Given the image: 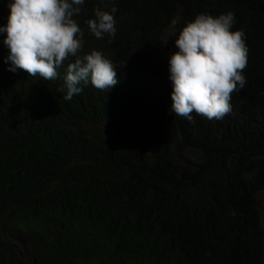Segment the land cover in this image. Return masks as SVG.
<instances>
[{
    "label": "trees",
    "instance_id": "obj_1",
    "mask_svg": "<svg viewBox=\"0 0 264 264\" xmlns=\"http://www.w3.org/2000/svg\"><path fill=\"white\" fill-rule=\"evenodd\" d=\"M10 0H0V26ZM116 34L74 16L118 83L71 100L13 73L0 35V264H264V0H115ZM232 12L247 84L222 119L175 115L168 59L199 13Z\"/></svg>",
    "mask_w": 264,
    "mask_h": 264
},
{
    "label": "clouds",
    "instance_id": "obj_2",
    "mask_svg": "<svg viewBox=\"0 0 264 264\" xmlns=\"http://www.w3.org/2000/svg\"><path fill=\"white\" fill-rule=\"evenodd\" d=\"M103 2V0H102ZM85 0H10L7 23L0 26L3 44L8 49L5 63L15 73L22 69L30 76L55 80L58 69L69 57L63 98L71 100L91 83L97 89H112L118 78L112 61L101 50L83 53L81 28L74 16L81 12ZM115 0L105 10L94 9V19L86 23L96 38L116 34ZM232 12L212 16L199 13L186 23L174 41L176 51L168 59L172 82L170 111L189 121L192 113L208 119H222L231 112V93L245 88L243 70L248 48L242 29L232 31Z\"/></svg>",
    "mask_w": 264,
    "mask_h": 264
}]
</instances>
